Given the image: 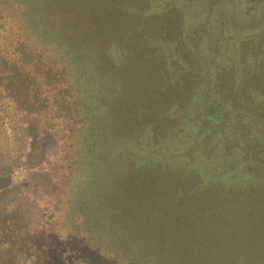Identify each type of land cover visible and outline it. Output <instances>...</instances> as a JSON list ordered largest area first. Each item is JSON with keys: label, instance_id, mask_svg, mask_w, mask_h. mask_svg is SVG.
<instances>
[{"label": "rangeland", "instance_id": "obj_1", "mask_svg": "<svg viewBox=\"0 0 264 264\" xmlns=\"http://www.w3.org/2000/svg\"><path fill=\"white\" fill-rule=\"evenodd\" d=\"M48 1L45 20H63L58 29H72L97 63L99 195L127 231L154 232L137 226L149 194L175 215L189 252L204 255L188 264H248L238 248L264 264V0ZM33 17L0 0L1 49L14 20ZM7 104L0 98V264H116L76 242L96 212L74 205L62 165L71 120L47 127ZM220 117L225 132L209 122ZM201 227L202 238L187 235ZM209 242L225 258L208 257Z\"/></svg>", "mask_w": 264, "mask_h": 264}, {"label": "trees", "instance_id": "obj_2", "mask_svg": "<svg viewBox=\"0 0 264 264\" xmlns=\"http://www.w3.org/2000/svg\"><path fill=\"white\" fill-rule=\"evenodd\" d=\"M5 1L15 7L21 6L25 13L34 16V20H14L11 24L9 49L3 50L0 47V98L8 100L10 104L14 102L13 106L7 104L11 108L43 115L47 127L54 126L55 121L60 119L71 120L74 125L68 130L67 140L63 143L65 151L62 165L66 170L72 196L76 197L74 205L79 209L89 208L91 212L96 213L84 214L89 226L88 236L79 237L81 242L74 236H68L67 242L71 237L72 241L76 238L78 243L94 242L93 251H100L104 256H114L116 264H188L187 260L196 259V256L198 262H203L200 258L203 254L200 253L199 257L198 253L189 252L190 249L186 248L183 241L187 236L174 232L175 215L166 212V216L163 213L167 210L163 201H158L155 205L149 194L146 195L150 201L147 202L145 215L142 214L137 226L140 229L152 228L154 232L141 231L136 237L132 231H127L130 224L127 225L119 216L114 202L108 205L109 202L99 195L103 180L98 176V172L104 168L95 166L97 155H101L98 149L102 144L97 130V105L101 104L97 99L100 87L97 84L100 76L97 63L91 55L82 52L76 36H67L72 29L68 28L70 30L67 29V33L63 27L58 29L56 25H61L63 20H45L50 12L48 0ZM109 57L104 55L102 59L111 66L107 60ZM106 95L102 99L104 102L108 100ZM209 122L217 127V132H225L227 129L228 120L222 117ZM209 137L210 134H206L197 136L196 139L198 144H201ZM244 137L248 140L245 135ZM223 150L225 151L224 148ZM162 223L169 227L165 234H162L164 231L160 229ZM219 226L222 229L229 228ZM231 229L229 228V231ZM196 232L198 234L195 236L187 235L202 238L206 233L202 227ZM107 242L111 243V250H108ZM220 246H212L209 242L201 249L205 250L208 257L223 259L225 253L222 248H218ZM80 247L81 244L78 248L75 247L74 255H78ZM250 254L251 251L238 248L235 258L243 259L248 264L258 262L249 258Z\"/></svg>", "mask_w": 264, "mask_h": 264}]
</instances>
